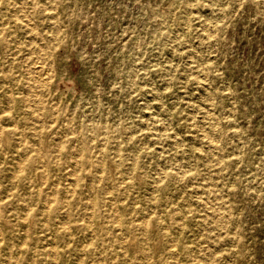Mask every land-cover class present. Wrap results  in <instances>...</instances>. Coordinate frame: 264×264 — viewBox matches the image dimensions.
<instances>
[{
    "label": "rangeland",
    "instance_id": "obj_1",
    "mask_svg": "<svg viewBox=\"0 0 264 264\" xmlns=\"http://www.w3.org/2000/svg\"><path fill=\"white\" fill-rule=\"evenodd\" d=\"M0 126V264H264V0H0Z\"/></svg>",
    "mask_w": 264,
    "mask_h": 264
},
{
    "label": "bare ground",
    "instance_id": "obj_2",
    "mask_svg": "<svg viewBox=\"0 0 264 264\" xmlns=\"http://www.w3.org/2000/svg\"><path fill=\"white\" fill-rule=\"evenodd\" d=\"M35 4V3H34ZM16 10V9H15ZM12 11V10H11ZM27 15V14H26ZM29 16V15H28ZM5 17V16H4ZM30 19V18H29ZM7 21V20H6ZM24 21V20H23ZM27 21V20H26ZM25 21V22H26ZM32 24H30V26H31ZM33 26V25H32ZM31 26V27H32ZM206 27V26H205ZM3 29V28H2ZM2 31V30H1ZM207 32V31H206ZM44 35V34H43ZM8 36V35H7ZM42 39H43V37H42ZM46 39V38H45ZM57 42V41H56ZM46 47H47V45H46ZM43 48V47H42ZM45 48V47H44ZM43 48V49H44ZM51 49V48H50ZM38 50H40L39 48H38ZM40 53V52H39ZM36 54V53H35ZM41 54V53H40ZM43 55L45 54L46 55V52L45 53H42ZM41 54V55H42ZM52 54V53H51ZM41 55H35V57H32V56H30V58H29V61L27 62L28 64V72L30 73V75H32L33 77H34V80L36 81V83H37V85L38 86H40V85H45L47 82H49L48 80H49V68H47L45 65H44V63H43V61L44 60H41ZM28 56V55H27ZM23 57H25V56H23ZM46 56H44V58H45ZM47 57H48V54H47ZM43 58V57H42ZM24 59H26V58H24ZM49 60V59H48ZM26 61V60H25ZM50 61V60H49ZM47 62V61H46ZM48 63V62H47ZM50 64H51V62H50ZM48 65V64H47ZM53 68V67H52ZM28 73V74H29ZM28 78V77H27ZM31 78V77H30ZM33 80V81H34ZM30 82V81H29ZM32 85V84H31ZM36 85V84H35ZM36 85V86H37ZM47 85H49V83L47 84ZM28 86V85H27ZM35 86V87H36ZM50 86V85H49ZM26 88V87H25ZM40 89V88H39ZM39 89H37V90H39ZM49 89V88H48ZM25 90V89H24ZM36 89H33V88H28L27 89V92L29 93V97L30 98H35L36 96H38L39 95V92L37 91ZM42 90V89H41ZM41 90H39V91H41ZM10 91V90H9ZM12 92V91H11ZM10 92V93H11ZM26 93V92H25ZM27 94V93H26ZM48 94V93H47ZM32 95H33V97H32ZM44 95V94H43ZM40 96H41V94H40ZM39 96V97H40ZM46 96V95H45ZM27 97H28V95H27ZM27 97H25V98H27ZM43 97V96H42ZM41 97V98H42ZM12 98V97H11ZM8 99V98H7ZM13 99V98H12ZM43 99V98H42ZM50 99V98H49ZM52 99V98H51ZM10 100V99H9ZM29 100V99H28ZM38 100H39V98H38ZM44 100H42V102H43ZM29 102V101H28ZM36 102V101H35ZM49 102V101H48ZM9 103V102H8ZM27 104H29V103H27ZM43 104V103H42ZM52 104V103H51ZM11 105V104H10ZM32 105V104H31ZM52 105H54V104H52ZM56 105V104H55ZM8 107V106H7ZM31 107V106H30ZM38 107V106H37ZM35 108V107H34ZM50 108H52V107H50ZM57 110V109H56ZM6 111V110H5ZM34 111V110H33ZM52 111V110H51ZM53 112H54V110H53ZM39 113V112H38ZM41 115V114H40ZM33 117L36 119L37 118V115L35 116V115H33ZM210 117V116H209ZM56 118V117H55ZM156 117H154V119H155ZM41 119V118H40ZM150 120V119H149ZM210 120V119H209ZM34 121V120H33ZM155 121V120H154ZM15 122V121H14ZM155 122H157V121H155ZM150 123H151V121H150ZM33 124V123H32ZM160 124V123H159ZM148 125H151V124H149V121H148ZM156 125V124H155ZM154 125V126H155ZM161 125H164V124H161ZM163 127H165V126H163ZM0 128H1V126H0ZM156 128V127H155ZM158 128V127H157ZM156 128V129H157ZM32 129H33V127H32ZM158 129H160V128H158ZM168 129V128H167ZM155 130V129H154ZM212 131V130H211ZM66 135V134H65ZM64 137V136H63ZM62 137V138H63ZM210 138V137H209ZM208 140V139H207ZM213 140V139H212ZM215 140V139H214ZM213 140V141H214ZM208 141H210V140H208ZM212 142V141H211ZM210 142V143H211ZM208 143V142H207ZM212 144V143H211ZM59 145V144H58ZM58 145H57V147H58ZM213 145V144H212ZM215 145H218V144H215ZM60 146V145H59ZM213 147V146H212ZM59 148V147H58ZM57 148V149H58ZM215 148V147H214ZM82 150V149H81ZM1 158V157H0ZM22 158H24V157H22ZM18 160V159H17ZM23 160V159H22ZM18 161H20V160H18ZM24 161H25V159H24ZM20 164V163H19ZM12 170V169H11ZM16 171H14V173H15ZM98 172V171H97ZM17 173V172H16ZM72 173V172H71ZM74 173V172H73ZM11 176V175H10ZM107 178V177H106ZM53 191V190H52ZM54 193V192H53ZM49 194V193H48ZM50 195V194H49ZM42 196V195H41ZM44 201H46L45 199H44ZM47 205H48V203H46ZM49 204H50V202H49ZM47 205H46V208H47ZM49 206V205H48ZM207 206V205H206ZM208 207V206H207ZM211 207V206H210ZM209 207V208H210ZM215 207V206H214ZM22 208V207H21ZM212 208V207H211ZM216 208V207H215ZM217 209V208H216ZM209 210V209H208ZM215 211V210H214ZM213 211V212H214ZM218 211V210H217ZM220 212V211H219ZM218 213V212H217ZM216 213V214H217ZM222 212H220V214H221ZM210 214V213H209ZM222 215V214H221ZM27 216V215H26ZM216 217V216H215ZM219 217V216H218ZM222 217V216H221ZM27 218V217H26ZM26 218H24V219H26ZM23 219V218H22ZM221 219V218H220ZM219 219V220H220ZM220 222H221V220H220ZM17 236V235H16ZM21 236V235H20ZM11 238V237H10ZM31 239V238H30ZM124 241V240H123ZM17 243V242H16ZM19 251V250H18ZM25 251V250H24ZM27 251V250H26ZM27 253V252H26ZM29 253V252H28ZM55 253V252H54ZM32 254V253H31ZM18 259V258H17ZM9 261V260H8Z\"/></svg>",
    "mask_w": 264,
    "mask_h": 264
}]
</instances>
